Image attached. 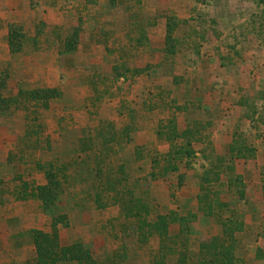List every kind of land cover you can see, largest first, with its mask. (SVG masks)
<instances>
[{"label":"rangeland","instance_id":"rangeland-1","mask_svg":"<svg viewBox=\"0 0 264 264\" xmlns=\"http://www.w3.org/2000/svg\"><path fill=\"white\" fill-rule=\"evenodd\" d=\"M12 1L0 8L6 95L16 99L20 91L43 87L58 88L61 95L48 109L28 112L15 100L0 115V180L6 187L20 186V177L45 184L37 163L65 166L79 154L82 139L96 135L101 121L119 129L130 125L132 140L119 150L120 160L128 184L137 187L152 211L186 215L197 208L203 173L211 171L212 178L219 173L215 197L228 201L230 211L245 221L237 254L248 264H264L258 252L264 249V11L248 23L238 19L227 32L231 35L222 37L228 27L218 23L211 0H195L192 6L185 0ZM244 14L239 11L241 19ZM12 25L25 37L21 52H11L8 45ZM70 37L78 44L65 52ZM28 119L39 137L30 148L24 144ZM176 128L192 133L196 153L174 161L178 169L165 170L169 135ZM235 132L253 149L247 159L232 161ZM37 146L41 149L33 150ZM235 146L241 148L238 140ZM236 175L246 183L242 200L238 187L231 186ZM71 182L75 188L66 192L59 209L70 217V224L61 226L62 243L83 240L97 257L119 250L123 243L113 226H120V208L97 209L83 191L86 186ZM2 199L0 264H26L33 249L27 232L47 230L50 217L34 198L20 201L5 193ZM217 222L202 218L192 225L194 250L200 238L221 231ZM171 232H179L177 223ZM127 243L128 264H147L149 248L133 239ZM157 246L153 241L151 249Z\"/></svg>","mask_w":264,"mask_h":264},{"label":"trees","instance_id":"trees-1","mask_svg":"<svg viewBox=\"0 0 264 264\" xmlns=\"http://www.w3.org/2000/svg\"><path fill=\"white\" fill-rule=\"evenodd\" d=\"M171 27H168L169 41L172 37ZM8 45L11 52H21L24 47L25 37L21 29L12 25L8 35ZM78 44L77 37L67 38L64 42L63 51H71ZM8 73H0V115L9 110L15 100L20 107L28 112L33 107L37 109L42 106L48 109L50 101L59 97L61 92L58 88H35L28 91H20L16 99L6 95L8 87ZM31 119L26 123L24 144L30 148L33 143L39 142L36 125ZM130 125L122 126L120 129L112 121H101L96 129L94 137L84 138L80 144L79 154L67 161L65 166H58L54 162L37 163L46 176L45 184H34L21 179L20 186L10 190L8 184L0 180V204L4 194H14L17 200L28 201L34 198L40 204L43 212L50 217L47 230L33 228L27 232L30 244L33 247L32 256L26 264H128L130 258L127 241L133 239L140 248H149L147 264H248L238 254L239 233L245 229V221L235 210L230 211V204L215 197V187L220 180V174L211 177V171L206 170L201 177L200 194L196 209L190 210L186 215L177 211L169 213H154L147 199L136 193V186L128 184L125 163L120 160L121 151L132 140ZM169 135L172 147L164 157L168 162L165 170L178 169V162L189 160L196 151L193 139L189 138L192 133L189 130L182 132L176 128ZM34 135L37 138L34 139ZM171 136V137H170ZM181 140V142H180ZM240 142L241 148L235 146ZM237 132L233 136L231 147L232 161L235 159H247L253 152L246 140L242 141ZM34 147L33 150H40ZM171 161L174 162L173 164ZM171 168V169H170ZM168 172V171H165ZM76 181L83 188L88 200L97 209H105L110 206L120 208V226L114 229L120 233L123 245L119 250L109 253L106 257H97L92 249L83 241L77 240L72 244L65 245L61 240V226L70 224V217L65 212H60L63 196L75 185ZM238 187L239 200L246 198V183L241 175L233 177L231 186ZM214 193V194H213ZM213 195V197H212ZM228 211L230 214L224 215ZM216 217L221 231L218 234L200 238L197 250L191 244L193 224L200 219ZM177 223L179 232L173 234L171 226ZM153 241L158 246L151 249ZM258 252L264 256V249Z\"/></svg>","mask_w":264,"mask_h":264},{"label":"crops","instance_id":"crops-1","mask_svg":"<svg viewBox=\"0 0 264 264\" xmlns=\"http://www.w3.org/2000/svg\"><path fill=\"white\" fill-rule=\"evenodd\" d=\"M22 4L27 3V0H20ZM12 0H0V8L1 4H4L3 8H5L7 5H12ZM186 3H190L189 5H196L195 0H185ZM198 5V3H197ZM201 6V4L199 3ZM211 8L213 12L215 13V16L217 17L218 23L221 25H226L228 27V30H225V33L222 37H227L228 31H231L235 25H238L236 21L238 19L241 20V22L248 23L249 19H253L257 17V11L262 10L264 11V0H211ZM15 11L17 12L18 7H14ZM244 10V19H241L239 15V11ZM250 16V17H249ZM248 25V24H247ZM232 35L235 34V31L231 32ZM253 37V36H252Z\"/></svg>","mask_w":264,"mask_h":264}]
</instances>
